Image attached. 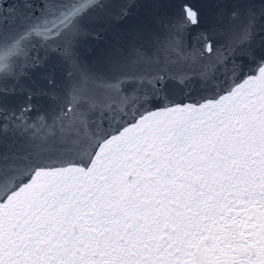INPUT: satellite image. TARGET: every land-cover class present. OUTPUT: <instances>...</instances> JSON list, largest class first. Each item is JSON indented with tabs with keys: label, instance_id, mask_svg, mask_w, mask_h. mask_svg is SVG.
Segmentation results:
<instances>
[{
	"label": "snow or ice",
	"instance_id": "obj_1",
	"mask_svg": "<svg viewBox=\"0 0 264 264\" xmlns=\"http://www.w3.org/2000/svg\"><path fill=\"white\" fill-rule=\"evenodd\" d=\"M0 264H264V0H0Z\"/></svg>",
	"mask_w": 264,
	"mask_h": 264
},
{
	"label": "water",
	"instance_id": "obj_2",
	"mask_svg": "<svg viewBox=\"0 0 264 264\" xmlns=\"http://www.w3.org/2000/svg\"><path fill=\"white\" fill-rule=\"evenodd\" d=\"M188 2L193 6H201L202 0H188Z\"/></svg>",
	"mask_w": 264,
	"mask_h": 264
}]
</instances>
